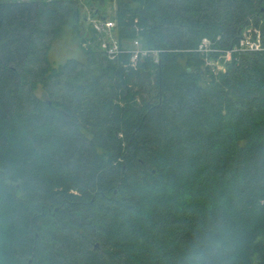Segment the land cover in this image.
I'll return each instance as SVG.
<instances>
[{
	"label": "trees",
	"instance_id": "16d2710c",
	"mask_svg": "<svg viewBox=\"0 0 264 264\" xmlns=\"http://www.w3.org/2000/svg\"><path fill=\"white\" fill-rule=\"evenodd\" d=\"M117 4L93 17L158 61L80 0H0V264H264V51H189L264 40V0Z\"/></svg>",
	"mask_w": 264,
	"mask_h": 264
},
{
	"label": "built area",
	"instance_id": "2783aa9c",
	"mask_svg": "<svg viewBox=\"0 0 264 264\" xmlns=\"http://www.w3.org/2000/svg\"><path fill=\"white\" fill-rule=\"evenodd\" d=\"M91 24L97 32L106 36L103 40L102 47L111 58L127 52L131 54L130 64L133 67H137L139 61L147 56H152L158 61L161 50L143 48L141 42L138 40L134 42L131 49H123L114 35L116 28L115 21L93 18L91 19ZM189 51L200 53L204 57L207 66L214 70L223 71L226 68V64L232 61L236 55L264 51V40L261 30H253L250 28L245 32L239 43L230 49L219 47L210 38H204L195 50L192 49Z\"/></svg>",
	"mask_w": 264,
	"mask_h": 264
},
{
	"label": "rangeland",
	"instance_id": "374dc122",
	"mask_svg": "<svg viewBox=\"0 0 264 264\" xmlns=\"http://www.w3.org/2000/svg\"><path fill=\"white\" fill-rule=\"evenodd\" d=\"M80 7L82 9V20L81 22L85 25L88 30L91 27V19L96 10L101 9L106 12V15L110 18L113 17L118 9L117 0L107 1L105 4H99L93 0L91 3L88 0H80ZM76 49L78 50L77 42L71 36H67L64 39L57 40L51 51V60L57 64L64 63L68 57L75 55ZM42 87H39L38 95L43 97L44 93Z\"/></svg>",
	"mask_w": 264,
	"mask_h": 264
},
{
	"label": "water",
	"instance_id": "95a60500",
	"mask_svg": "<svg viewBox=\"0 0 264 264\" xmlns=\"http://www.w3.org/2000/svg\"><path fill=\"white\" fill-rule=\"evenodd\" d=\"M96 1L103 5V4H105L107 1H112V0H96Z\"/></svg>",
	"mask_w": 264,
	"mask_h": 264
}]
</instances>
